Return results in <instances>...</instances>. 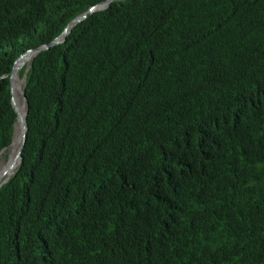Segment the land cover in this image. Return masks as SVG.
Here are the masks:
<instances>
[{
    "label": "trees",
    "instance_id": "trees-1",
    "mask_svg": "<svg viewBox=\"0 0 264 264\" xmlns=\"http://www.w3.org/2000/svg\"><path fill=\"white\" fill-rule=\"evenodd\" d=\"M104 1L0 0V151L5 75ZM29 67L0 264H264V0L115 2Z\"/></svg>",
    "mask_w": 264,
    "mask_h": 264
},
{
    "label": "water",
    "instance_id": "water-1",
    "mask_svg": "<svg viewBox=\"0 0 264 264\" xmlns=\"http://www.w3.org/2000/svg\"><path fill=\"white\" fill-rule=\"evenodd\" d=\"M121 0H106L102 3H100L99 5L93 6L91 7L87 12L77 16L76 18H74L64 29L63 33L54 41H52L51 43L47 44V45H43L40 46L37 49L34 50H27L26 52H24L23 54H21L17 60L15 61L14 67L10 73V81H11V90H12V105L15 109V112L17 114V122H15V124L18 123L19 125V130H20V144H19V148L15 153L14 156V162L15 164L11 165L8 171H14L13 175L16 173V171L18 170V167L21 165L22 159H21V153H22V149L26 140V133H27V117H28V101L25 95V91H23V99L24 102L27 105V111H26V115L25 118L23 119L20 115L19 112V108L17 105V102L15 100L14 97V92H15V80L16 78L19 76V71L21 70V68H23L25 66V64L27 62L31 63L35 57L37 55H39L40 53L49 51L51 48L59 46V45H63L66 42L67 37L70 35L71 31L73 29H75L79 24H81L82 22H84L89 16L98 13V12H103L107 9H109L111 7V5L115 2H119ZM29 70H26L24 76H23V81L26 82V78H27V74H28ZM15 126V125H14ZM4 148L1 150L3 151ZM8 171L7 174H8ZM13 175L11 177L6 178L1 184H0V188L3 186V184H5L8 180H10Z\"/></svg>",
    "mask_w": 264,
    "mask_h": 264
},
{
    "label": "bare ground",
    "instance_id": "bare-ground-1",
    "mask_svg": "<svg viewBox=\"0 0 264 264\" xmlns=\"http://www.w3.org/2000/svg\"><path fill=\"white\" fill-rule=\"evenodd\" d=\"M23 83H24V81H23V79L19 75L16 78V80H15L14 97H15V100L17 102L20 115L24 119L25 118V115H26V111H27V105L23 101V96H22L23 91H24ZM19 140H20V130H19V125L17 123L16 124V130H15L14 137L12 139L11 144L9 145V148L11 149V153H10V155H9V157H8V159H7L6 162H3L1 160V156L5 152V149L0 154V184L2 183V181L5 178L11 177L13 175V172L14 171H11V170L8 171V170H9V168H10L11 165L15 164V162H14V156H15L16 151L19 148V144H20V141ZM6 171H8V174H7Z\"/></svg>",
    "mask_w": 264,
    "mask_h": 264
},
{
    "label": "clouds",
    "instance_id": "clouds-1",
    "mask_svg": "<svg viewBox=\"0 0 264 264\" xmlns=\"http://www.w3.org/2000/svg\"><path fill=\"white\" fill-rule=\"evenodd\" d=\"M121 1H123V0H121ZM119 2H120V1H119ZM107 10H108V9H107ZM71 32H72V31H71ZM62 33H63V32H62ZM66 40H67V39H66ZM33 50H34V49H33ZM14 64H15V63H14ZM30 64H31V63H30ZM30 64H29V66H30ZM13 67H14V66H13ZM23 68H25V67H23ZM23 68H21V70H22ZM29 68H30V67L27 66V69H26V70H29ZM21 70H20V71H21ZM20 71H19V75H20ZM25 72H26V71H25ZM9 75H10V74L5 75V77H9V78H10ZM23 76H24V75H23ZM20 77H21V76H20ZM21 78L23 79V77H21ZM10 82H11V81H10ZM25 83H26V82H24V84H25ZM23 88H24V86H23ZM24 91H25V88H24ZM11 93H12V90H11ZM25 95H26V94H25ZM23 101H24V99H23ZM11 102H12V98H11ZM28 113H29V110H28ZM16 122H17V121H16ZM26 124H27V123H26ZM14 125H15V126L13 127L12 139H13V137H14L15 130H16V124L14 123ZM12 139H11V142H12ZM11 142H10V144H11ZM10 144H9V145H10ZM9 145L6 146V147H4V149H6L7 147H9ZM1 150H2V149H1ZM1 152H2V151H0V154H1ZM19 167H20V166H19ZM19 167H18V169H19ZM17 171H18V170H17ZM17 171H16V173H17ZM16 173H15V174H16ZM15 174H14V175H15ZM14 175H13V176H14ZM5 179H6V178H5ZM5 179H4V180H5ZM4 180H3V181H4ZM3 181H2V182H3ZM8 181H9V180H8ZM8 181H7V182H8ZM3 185H4V184H3Z\"/></svg>",
    "mask_w": 264,
    "mask_h": 264
},
{
    "label": "rangeland",
    "instance_id": "rangeland-1",
    "mask_svg": "<svg viewBox=\"0 0 264 264\" xmlns=\"http://www.w3.org/2000/svg\"><path fill=\"white\" fill-rule=\"evenodd\" d=\"M29 62H27L26 64H25V66L24 67H29ZM20 75H21V71H20ZM22 77V76H21ZM23 86H24V83H23ZM10 151V152H9ZM7 152V153H6ZM10 153H11V149L9 148V147H7L6 149H5V152L2 154V156H1V160L3 161V162H6L7 161V159H8V157H9V155H10Z\"/></svg>",
    "mask_w": 264,
    "mask_h": 264
}]
</instances>
